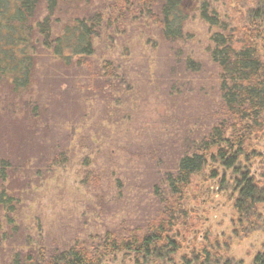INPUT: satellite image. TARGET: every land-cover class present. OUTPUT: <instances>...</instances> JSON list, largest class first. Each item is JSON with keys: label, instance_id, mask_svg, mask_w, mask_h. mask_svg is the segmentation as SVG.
<instances>
[{"label": "rangeland", "instance_id": "obj_1", "mask_svg": "<svg viewBox=\"0 0 264 264\" xmlns=\"http://www.w3.org/2000/svg\"><path fill=\"white\" fill-rule=\"evenodd\" d=\"M202 5L239 29L236 38L242 40L244 30L247 39L253 36L255 0H186L184 37L175 43L154 22L112 13L110 0H95L81 8L85 14H75L103 18L93 56L78 65V59L65 64L40 52L27 88L13 92L0 83V162L9 167L4 186L14 197L10 217L20 235L10 246L4 243L0 264L23 252L28 238L63 250L76 239L93 243L109 232L145 230L156 219V190L167 188L166 175L225 118L221 71L210 54L216 29L201 18ZM110 14L121 21L110 24ZM62 25L57 23L53 36ZM256 47L264 65V43ZM107 81L108 93L89 99ZM250 138L238 166L264 184V124ZM66 148L67 162L54 161ZM234 180L232 170L210 163L193 178L183 209L197 226L198 243L209 232L212 242L228 246L233 264H254L264 254V229L236 237L241 229ZM259 215L264 224V206ZM101 264L133 262L118 254Z\"/></svg>", "mask_w": 264, "mask_h": 264}, {"label": "trees", "instance_id": "obj_2", "mask_svg": "<svg viewBox=\"0 0 264 264\" xmlns=\"http://www.w3.org/2000/svg\"><path fill=\"white\" fill-rule=\"evenodd\" d=\"M94 1L0 0V83L13 92L27 88L38 67L40 52L65 64L78 59V65L83 64L84 58L93 56L103 18L75 14L76 11L85 14L81 8ZM110 1L112 13L122 12L125 17L137 14L144 23L154 22L164 39L174 43L183 39L188 20L184 6L186 0ZM255 1L249 20L253 36L247 39L248 32L244 30L242 40L233 34L239 29L233 30L222 22L216 10L210 11L209 6L202 5L201 18L210 28L216 29L210 40L213 44L210 54L221 71L225 118L223 125L214 128L192 155L179 161L174 174L166 175L167 188L156 190L160 207L156 219L145 230L134 228L126 231L125 236L109 232L93 243L76 239L73 245L63 250H48L42 242L36 245L28 238L20 246L24 251H15L10 264H101L107 257L118 254H124L133 264L234 263L228 258V246L224 244L226 249H223L217 240L212 242L209 232L204 235L203 242L198 243L197 226L190 213L183 209V203L193 178L210 163L217 164L233 171L237 192L233 207L241 229V233L235 232L236 237L247 238L264 229L259 215L264 206V184H260L246 167L238 166L246 154L250 137L261 132L264 124V65L256 49L257 42L264 43V0ZM114 18L108 17L110 24L121 21L120 17ZM57 23L63 24L61 32L53 36ZM95 75L101 77L98 72ZM107 84L109 81L101 83L99 89L95 86L89 99L106 94ZM113 89L117 93L121 91L118 84ZM64 150L54 156V161L67 162L68 148ZM8 170L7 162H0L1 260L4 243L10 246V240L20 236L16 235L19 227L10 217L15 207L14 197L4 186ZM217 176V173L213 174L212 178ZM3 221L7 223V231ZM193 235L195 237L190 240ZM254 264H264V254H259Z\"/></svg>", "mask_w": 264, "mask_h": 264}]
</instances>
